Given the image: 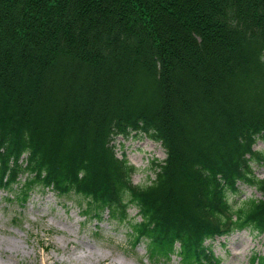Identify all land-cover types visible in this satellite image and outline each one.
<instances>
[{"label": "trees", "instance_id": "16d2710c", "mask_svg": "<svg viewBox=\"0 0 264 264\" xmlns=\"http://www.w3.org/2000/svg\"><path fill=\"white\" fill-rule=\"evenodd\" d=\"M166 158L133 181L118 134ZM264 0H0V189L77 196L92 218L126 221L132 243L182 264L207 239L264 233ZM138 208L140 219L131 216ZM87 212V210H86Z\"/></svg>", "mask_w": 264, "mask_h": 264}, {"label": "rangeland", "instance_id": "374dc122", "mask_svg": "<svg viewBox=\"0 0 264 264\" xmlns=\"http://www.w3.org/2000/svg\"><path fill=\"white\" fill-rule=\"evenodd\" d=\"M113 144L136 165L133 179L140 184L155 177L153 161L166 157L162 144L142 133L117 135ZM255 148L264 149V140ZM255 171L264 177V164L256 163ZM241 189L238 197L261 196L255 188ZM88 208L87 202L60 198L51 189L35 190L23 207L0 196V264H181L176 256L170 261L150 258L144 242L133 246L126 222L107 215L101 222L89 219L83 215ZM137 211L130 208L132 215ZM207 244L218 264H264V235L249 229Z\"/></svg>", "mask_w": 264, "mask_h": 264}]
</instances>
